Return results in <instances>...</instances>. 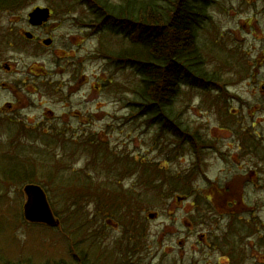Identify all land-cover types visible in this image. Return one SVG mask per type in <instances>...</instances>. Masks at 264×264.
I'll list each match as a JSON object with an SVG mask.
<instances>
[{
	"label": "rangeland",
	"instance_id": "obj_1",
	"mask_svg": "<svg viewBox=\"0 0 264 264\" xmlns=\"http://www.w3.org/2000/svg\"><path fill=\"white\" fill-rule=\"evenodd\" d=\"M90 5V0H29L0 9V264H69L78 252L75 239L85 236L82 246L88 244V233L73 234L52 175L58 183L73 176L87 179L91 189L79 201L88 216L78 222L89 232L97 230L92 240L101 247L99 257L107 252L116 259L136 249L134 264H258L264 258V245L259 246L264 236V0H221L199 33L205 70L220 80V91L183 85L177 93L176 124L212 143L203 141L195 149L180 144L189 132L176 126L179 140L129 107L140 78L103 59L104 46L118 50L120 39L94 33L86 20ZM36 7L53 10L47 32L29 26ZM48 38L51 46L43 44ZM24 82L29 84L18 90ZM147 166L148 174L143 173ZM174 179H187L188 187L203 195L202 204L176 191ZM100 181L121 187L131 199L147 191L157 200L153 188L167 195L151 211H140L131 200L137 214L128 228L99 215L107 195ZM209 181L222 187L232 182L230 192L217 198ZM28 182L46 191L58 227L26 223ZM229 211L241 215L231 218ZM150 213L156 216L149 218ZM133 231L137 239H131Z\"/></svg>",
	"mask_w": 264,
	"mask_h": 264
},
{
	"label": "trees",
	"instance_id": "obj_2",
	"mask_svg": "<svg viewBox=\"0 0 264 264\" xmlns=\"http://www.w3.org/2000/svg\"><path fill=\"white\" fill-rule=\"evenodd\" d=\"M12 1L14 0H0V9L8 7ZM90 1L91 5L88 7L90 16L86 19L91 20L95 32L110 40L120 39L118 50L110 48L109 45L104 46L105 59H108L118 72L131 70L140 78L138 79L140 90L132 89L136 94L128 100L129 107L133 112L140 109L142 115L147 118V122L158 126L160 131H164V129L168 132L171 131L180 140L181 134L176 128L179 126L175 122L178 117L174 115V105L177 93L182 88L181 83L186 82L189 86L199 85L209 88V85L217 84L220 81L205 70L206 63L199 47V33L211 20V9L218 8L221 0H125L118 4L109 0ZM229 115L231 118L233 117L231 112ZM227 122L230 123V120ZM181 129L189 134L186 135L181 131L188 138L181 139L183 141H180V144L189 148L192 146L195 149L200 143V137H198L200 135L190 132L187 128ZM159 136L161 135L157 134L155 138L157 139ZM52 171L49 170V173L52 174ZM129 171H133V168ZM149 172L148 166L144 168L143 173L148 174ZM50 178L53 180V189L58 191L61 197L64 211L68 212V216L72 219V230L75 237H81L85 233L91 236L88 244L84 247L82 244L88 240L85 236L79 240L75 239L78 252L72 254L69 264H97V261L99 262L102 257V255L98 256L101 247H98L92 240V235L97 230L93 227L92 232H89L78 222L84 216L86 219L88 216L80 208L81 201H79L91 189L86 182L87 179H83L82 176H73L69 181L64 180L58 183L59 177L57 180L54 175ZM30 179L31 177L26 181H30ZM187 181V179H174L171 183L176 185L174 186L176 191L181 189L186 195L196 193L194 190L192 191L193 187H188ZM99 183L101 188L107 191V195L102 200L103 206L102 209H99V215L105 221L114 219L128 228L134 226L137 214L136 208H132L131 200L135 198L140 211L143 208L151 211L153 209L150 207L157 203L155 201L158 199L163 201L167 195L163 189L153 188L152 190L160 195L157 200L148 198L147 191L131 199L130 194L120 190L121 187L106 185V189L102 181ZM180 185H183L182 188H177ZM159 186L164 185L160 183ZM148 187L151 188L149 183H147ZM188 188L189 190H183ZM228 188L230 190V186ZM226 189L227 187L224 189L225 191H221L226 193L225 195L230 192L227 193ZM66 190L70 191L65 194ZM120 196H124L126 201L120 203L117 200ZM71 197L75 199L74 202L70 199ZM203 198L202 194H198L196 203L201 205ZM211 203L209 202V207L212 205ZM121 209H124L125 213H120ZM240 215L235 213L232 216L239 218ZM197 217L195 215V218ZM130 220L132 221L131 225L128 224ZM250 233L253 232H248V234ZM131 239H137L134 231L131 234ZM259 243L261 244L259 246L264 245V236ZM132 255L131 252L119 255L120 262L118 264H133ZM246 255L248 256L247 253ZM62 263L64 262L62 261ZM257 263L264 264V258L262 262L258 259ZM106 264H113V259H110Z\"/></svg>",
	"mask_w": 264,
	"mask_h": 264
},
{
	"label": "water",
	"instance_id": "obj_3",
	"mask_svg": "<svg viewBox=\"0 0 264 264\" xmlns=\"http://www.w3.org/2000/svg\"><path fill=\"white\" fill-rule=\"evenodd\" d=\"M30 17L32 24L41 25L47 21L49 10L36 9ZM25 190L29 197L25 208L27 219L33 222H43L51 226H56L58 222L53 217L44 191L39 186L34 185L27 186Z\"/></svg>",
	"mask_w": 264,
	"mask_h": 264
},
{
	"label": "flooded vegetation",
	"instance_id": "obj_4",
	"mask_svg": "<svg viewBox=\"0 0 264 264\" xmlns=\"http://www.w3.org/2000/svg\"><path fill=\"white\" fill-rule=\"evenodd\" d=\"M46 24L45 25H43V26H41V27H37V28H34L36 31H40V30H44V32H47V30H46ZM36 40V37L35 36H33V38L31 39V40ZM43 41V40H42ZM29 84V83H28ZM28 84H26L25 82L24 83H22V85H20V87L19 88H17L18 90H20V89H22L23 87H25V86H27ZM6 84H3V86H5ZM10 89H12V88H10Z\"/></svg>",
	"mask_w": 264,
	"mask_h": 264
}]
</instances>
